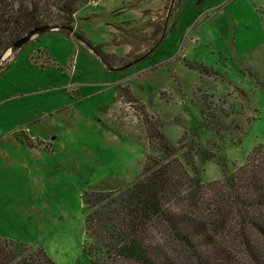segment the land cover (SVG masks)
Listing matches in <instances>:
<instances>
[{"label": "rangeland", "instance_id": "374dc122", "mask_svg": "<svg viewBox=\"0 0 264 264\" xmlns=\"http://www.w3.org/2000/svg\"><path fill=\"white\" fill-rule=\"evenodd\" d=\"M73 32L128 66L59 31L0 55V237L54 264H90L81 194L133 183L150 126L185 151L218 147L231 174L264 164V0H92ZM194 160L198 201L221 198L220 168Z\"/></svg>", "mask_w": 264, "mask_h": 264}, {"label": "trees", "instance_id": "16d2710c", "mask_svg": "<svg viewBox=\"0 0 264 264\" xmlns=\"http://www.w3.org/2000/svg\"><path fill=\"white\" fill-rule=\"evenodd\" d=\"M90 1L0 0V55L36 27L56 25L73 30L74 16ZM72 34L90 46L80 33ZM91 47L108 69L118 72L128 66H113L102 44ZM198 70L212 72L203 66ZM201 114L207 129L221 126L216 129L220 133L227 129L218 124L221 121L215 113L201 110ZM147 139L146 158L133 183L81 194L82 250L90 264H264V164L257 167L248 162L234 175L218 147L219 155L197 147L193 152L185 151L184 144L174 146L151 126ZM194 157L201 166L212 162L220 168L226 187L221 198H208L204 204L191 191L200 185ZM184 186L190 189H180ZM182 193L188 198L183 209ZM0 264L54 263L39 247L0 237Z\"/></svg>", "mask_w": 264, "mask_h": 264}, {"label": "water", "instance_id": "95a60500", "mask_svg": "<svg viewBox=\"0 0 264 264\" xmlns=\"http://www.w3.org/2000/svg\"><path fill=\"white\" fill-rule=\"evenodd\" d=\"M56 31H69L70 33L73 32V30L70 27L67 26H40V27H36L32 30H30L26 35H24L23 37H21L20 39H18L17 41H15L9 48L6 49V51L3 53V55H5L6 53L9 55L13 52H15L16 50L20 49L23 45H25L26 43H28L31 39L45 34V33H51V32H56ZM88 49L101 60V56L99 54L98 51L94 50L93 47L91 46H87ZM3 55L0 57V62L1 60H3ZM109 71H113V69H109Z\"/></svg>", "mask_w": 264, "mask_h": 264}, {"label": "crops", "instance_id": "0c3cea01", "mask_svg": "<svg viewBox=\"0 0 264 264\" xmlns=\"http://www.w3.org/2000/svg\"><path fill=\"white\" fill-rule=\"evenodd\" d=\"M103 63V62H102ZM107 68V67H106ZM107 70L109 71V69L107 68ZM110 72H114V71H110Z\"/></svg>", "mask_w": 264, "mask_h": 264}]
</instances>
